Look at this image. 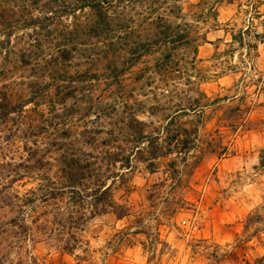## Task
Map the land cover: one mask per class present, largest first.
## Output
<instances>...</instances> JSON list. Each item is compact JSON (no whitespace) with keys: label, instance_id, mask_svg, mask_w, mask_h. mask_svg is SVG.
I'll list each match as a JSON object with an SVG mask.
<instances>
[{"label":"rangeland","instance_id":"rangeland-1","mask_svg":"<svg viewBox=\"0 0 264 264\" xmlns=\"http://www.w3.org/2000/svg\"><path fill=\"white\" fill-rule=\"evenodd\" d=\"M261 43L264 0H0V264H263Z\"/></svg>","mask_w":264,"mask_h":264},{"label":"trees","instance_id":"trees-1","mask_svg":"<svg viewBox=\"0 0 264 264\" xmlns=\"http://www.w3.org/2000/svg\"><path fill=\"white\" fill-rule=\"evenodd\" d=\"M91 1L94 2V1H96V0H91ZM260 158H261L262 162H264V161H263L264 157H263V156H260ZM262 162H260V164H261ZM263 264H264V262H263Z\"/></svg>","mask_w":264,"mask_h":264},{"label":"crops","instance_id":"crops-1","mask_svg":"<svg viewBox=\"0 0 264 264\" xmlns=\"http://www.w3.org/2000/svg\"><path fill=\"white\" fill-rule=\"evenodd\" d=\"M261 44H264V43H261Z\"/></svg>","mask_w":264,"mask_h":264}]
</instances>
